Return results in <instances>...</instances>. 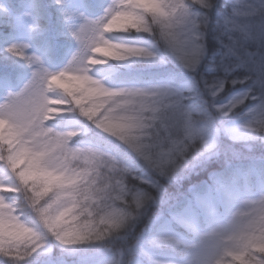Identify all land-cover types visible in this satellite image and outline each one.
<instances>
[{
	"label": "snow or ice",
	"instance_id": "snow-or-ice-1",
	"mask_svg": "<svg viewBox=\"0 0 264 264\" xmlns=\"http://www.w3.org/2000/svg\"><path fill=\"white\" fill-rule=\"evenodd\" d=\"M78 15L62 70L22 43L5 48L32 75L0 98V258L19 264L51 235L61 245L119 240L111 264H264V188L239 195L227 170L184 187L219 155L221 132L264 149V0H113L103 17ZM121 32L152 40L110 38ZM161 48L188 79L107 86L96 75L109 61L166 62ZM249 100L241 124L224 123ZM66 114L83 123L49 124ZM89 123L105 147L71 143ZM163 248L175 258L158 256Z\"/></svg>",
	"mask_w": 264,
	"mask_h": 264
},
{
	"label": "trees",
	"instance_id": "trees-1",
	"mask_svg": "<svg viewBox=\"0 0 264 264\" xmlns=\"http://www.w3.org/2000/svg\"><path fill=\"white\" fill-rule=\"evenodd\" d=\"M10 7V11L0 18V66L7 65L9 76L0 74V98L6 90L18 91L32 75V69L23 59L8 55L5 52L7 41L23 39L41 55L46 68L49 71H58L64 68L72 53L77 48V42L68 33V25L77 26L81 17L80 13L91 19V16L100 12L97 0H62L57 4L55 0H4ZM237 0H232L236 3ZM241 6L247 0H239ZM85 12H82V9ZM67 16V19L65 18ZM110 38L116 42H127V40L145 41L144 45L151 43L152 37L144 32H121L112 33ZM27 53V52H26ZM159 59L148 62L144 60H128L123 62L109 61L104 65L96 66L97 77L106 75L108 83L116 86L122 83L145 82L148 79L168 78L175 74L177 82L181 79H188V73L184 72L177 64L172 62L167 52L163 48L159 51ZM207 75V73H206ZM237 87H240L239 85ZM232 90L220 94L218 102H222L231 95ZM255 101H246L244 105L238 106L228 117L222 118L225 124L239 125L244 121V117L238 113L244 110ZM83 123L82 118L66 114L56 120L49 121L50 125H55L58 129H69ZM88 131L74 137L71 143L74 146H83L89 142L105 147V137L99 133L90 123L87 125ZM247 134V130L246 133ZM219 155L212 158L206 168L193 176L191 180L184 182L186 188L189 183H199L209 180L211 174L221 173L226 170L230 172L229 182L236 190L251 189L256 191L258 184H264V149L259 144H254L251 150L242 142H233L223 132L218 136ZM236 150H241L237 152ZM237 152V153H235ZM173 190L172 188L169 189ZM15 197L16 204L24 211L25 216L29 215L26 201L22 194H9ZM42 245L51 247V259L44 262L41 248L31 256L19 261V264H101V255L91 258V256L105 252L115 253L120 247L119 240L112 241L108 238L104 241H92L77 243L73 245H61L51 235L46 237ZM162 259H174L175 254L171 249H159L156 253ZM127 259V257H125ZM0 264H5L0 258Z\"/></svg>",
	"mask_w": 264,
	"mask_h": 264
},
{
	"label": "rangeland",
	"instance_id": "rangeland-1",
	"mask_svg": "<svg viewBox=\"0 0 264 264\" xmlns=\"http://www.w3.org/2000/svg\"><path fill=\"white\" fill-rule=\"evenodd\" d=\"M97 1H98V6L100 7V12L97 13L96 15L91 16V19L103 17L106 14V9L113 2V0H97ZM7 6L5 5L4 2H1L0 1V16L1 15H4L9 10V7H7ZM82 12H85V9L84 8L82 9ZM127 42H135V41L134 40H127ZM136 42L137 43H140V44H143V45L145 44V41H143V40H138ZM12 43H17V44H21L22 43V44L26 45V47L24 48V51L25 52L36 55V53L34 52L33 48L27 43V41H25L23 39H18L17 41H14V40L11 39V40H9V41L6 42L7 45H10ZM40 60L42 61L43 65L45 66V63L43 62V60L41 58H40ZM104 76H106V75H104ZM104 76H102V77H104ZM104 83L107 86H111L106 79L104 80ZM122 84H125V83H122ZM68 128L70 129V127H68ZM237 132L238 133H241L242 132V133L245 134L246 133V130L245 129L238 128L237 129ZM236 151L238 153L241 152V150H239V151L236 150ZM237 152H235V153H237ZM261 188H264V184L263 185L258 184L256 186V191L255 192L250 191V190H246V191H239V190H237V192H238L239 195H245V196L246 195H250V194L251 195H255L259 190H261ZM40 251L42 253L43 258H45L44 262L49 261L51 259L52 254H51V247L50 246H48V245H42ZM114 254L115 253H113V252H105V253H102V254L98 253L97 255L91 256V258L99 257L101 255L102 260H103V262H101V264H111V262L114 259Z\"/></svg>",
	"mask_w": 264,
	"mask_h": 264
}]
</instances>
